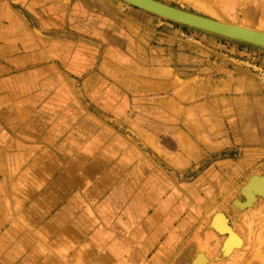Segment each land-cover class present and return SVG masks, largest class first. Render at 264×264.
<instances>
[{"label":"rangeland","instance_id":"obj_1","mask_svg":"<svg viewBox=\"0 0 264 264\" xmlns=\"http://www.w3.org/2000/svg\"><path fill=\"white\" fill-rule=\"evenodd\" d=\"M158 1L264 32V0ZM258 51L121 0H0V238L51 218L90 259L130 237L133 264L142 241L146 264H264Z\"/></svg>","mask_w":264,"mask_h":264},{"label":"crops","instance_id":"obj_2","mask_svg":"<svg viewBox=\"0 0 264 264\" xmlns=\"http://www.w3.org/2000/svg\"><path fill=\"white\" fill-rule=\"evenodd\" d=\"M258 52L259 54L263 53L264 60V51ZM262 63L264 66V61ZM212 221L213 216L210 219V227ZM51 226L52 219L49 218L44 221H34L32 224L27 222L25 224L27 232L15 233L18 227L8 228L0 238V261L3 264H133L130 237H123L120 241H116L102 250L99 247H94L91 251L98 254L95 258L92 256L90 259L87 257V252L90 250L82 247L79 237L70 234L69 238L67 221L60 222V227L55 234L50 232ZM70 249L73 253H70L69 258ZM135 250L137 259L134 264H146L144 257L147 259L148 244L142 241ZM99 252H102V256H98ZM199 256L203 258L197 260ZM195 263L208 264V259L204 254H200L190 262V264Z\"/></svg>","mask_w":264,"mask_h":264},{"label":"water","instance_id":"obj_3","mask_svg":"<svg viewBox=\"0 0 264 264\" xmlns=\"http://www.w3.org/2000/svg\"><path fill=\"white\" fill-rule=\"evenodd\" d=\"M137 9L156 15L162 19L185 27L202 30L232 41L245 44L263 51L264 32L229 22H219L205 16L195 14L158 0H121ZM261 48V49H260ZM264 178L251 177L242 192L262 194ZM218 215V214H217Z\"/></svg>","mask_w":264,"mask_h":264},{"label":"bare ground","instance_id":"obj_4","mask_svg":"<svg viewBox=\"0 0 264 264\" xmlns=\"http://www.w3.org/2000/svg\"><path fill=\"white\" fill-rule=\"evenodd\" d=\"M263 191H264V189H263ZM253 197H254L253 195H249V194L247 195V198L249 201L253 200ZM217 214L213 218V227L219 233H226L227 234L228 237H226L223 247L225 249H227V251L229 252V249L231 248V246L238 247L241 244V239L240 238L237 239V237H236L237 234L230 228L226 218L221 213H217ZM232 237L236 238V240L238 241L237 244L234 243L235 239H233ZM200 257H202V256H199L197 260H199Z\"/></svg>","mask_w":264,"mask_h":264},{"label":"built area","instance_id":"obj_5","mask_svg":"<svg viewBox=\"0 0 264 264\" xmlns=\"http://www.w3.org/2000/svg\"><path fill=\"white\" fill-rule=\"evenodd\" d=\"M254 70L256 72L257 79L264 90V66L263 65H254Z\"/></svg>","mask_w":264,"mask_h":264}]
</instances>
